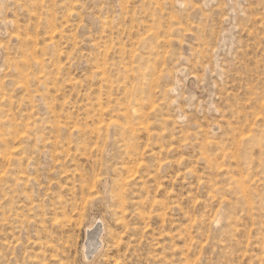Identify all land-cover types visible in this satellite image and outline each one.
I'll use <instances>...</instances> for the list:
<instances>
[{
    "label": "rangeland",
    "instance_id": "374dc122",
    "mask_svg": "<svg viewBox=\"0 0 264 264\" xmlns=\"http://www.w3.org/2000/svg\"><path fill=\"white\" fill-rule=\"evenodd\" d=\"M0 264H264V0H0Z\"/></svg>",
    "mask_w": 264,
    "mask_h": 264
},
{
    "label": "bare ground",
    "instance_id": "6f19581e",
    "mask_svg": "<svg viewBox=\"0 0 264 264\" xmlns=\"http://www.w3.org/2000/svg\"><path fill=\"white\" fill-rule=\"evenodd\" d=\"M97 226L91 227V228L89 227L86 229V235H85L86 237H85V241L83 244L84 256L91 255L94 251L99 249V247L101 246V238H100L101 230L99 229L100 227L98 228Z\"/></svg>",
    "mask_w": 264,
    "mask_h": 264
}]
</instances>
